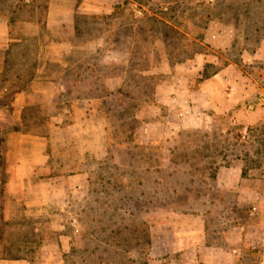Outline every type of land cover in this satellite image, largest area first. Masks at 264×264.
<instances>
[{"label": "rangeland", "instance_id": "374dc122", "mask_svg": "<svg viewBox=\"0 0 264 264\" xmlns=\"http://www.w3.org/2000/svg\"><path fill=\"white\" fill-rule=\"evenodd\" d=\"M46 1L0 14L43 20ZM77 3L67 69L39 79L52 89L0 101V257L264 264V0ZM32 48L14 52L28 68Z\"/></svg>", "mask_w": 264, "mask_h": 264}, {"label": "crops", "instance_id": "0c3cea01", "mask_svg": "<svg viewBox=\"0 0 264 264\" xmlns=\"http://www.w3.org/2000/svg\"><path fill=\"white\" fill-rule=\"evenodd\" d=\"M32 6L34 10H37L35 0H32ZM81 6V4L77 3V0H47L45 5V18L43 20H38L33 17L11 22L8 21L7 15L0 14V46L5 45L6 47L0 52V101L3 96L6 99H8L7 96H10L7 103L14 104L17 107L18 105H22L23 100L32 97V95L34 96L36 92H45L52 89L51 82L49 86L40 85L39 79L43 76L55 77V72L50 71L49 64L55 63L61 70L67 69L69 62L67 51L71 46L69 38L73 33L69 28L74 25V13ZM85 8L88 9V6H85ZM12 26L15 28L18 27L19 32L14 30L15 34H11ZM2 42L4 43L2 44ZM28 42H31L34 46L30 52V60H33V64L31 63L32 65H30L31 68H28L29 63L25 62L26 58L24 55L21 57V54L19 56L14 55L15 51L25 47V44ZM42 46H45V49ZM24 73L31 75L29 78L24 79L22 77ZM10 92L15 94L13 99L12 94H7ZM23 93H25L24 96ZM1 106H4V103ZM6 106H9V104ZM11 113L13 115L12 117H14L15 110H12ZM7 136L9 137L8 134ZM36 166L33 165L32 168ZM22 169L13 168V171H21ZM216 185L224 189H237L235 191L239 192L237 195L239 201L247 202L259 198L258 194H256L258 192L253 191V189L244 188L241 185L239 187L237 182L234 184L231 182L230 184L227 181H222L217 178ZM253 225L257 228L260 227L259 223H254ZM248 229L249 225L247 224L233 228L237 236H239L240 241L244 242L249 237ZM245 230L246 233L242 234ZM256 237L257 242L264 244L263 232L259 235L257 233ZM209 263L224 264L225 262L217 260ZM0 264H21V262L0 257Z\"/></svg>", "mask_w": 264, "mask_h": 264}]
</instances>
